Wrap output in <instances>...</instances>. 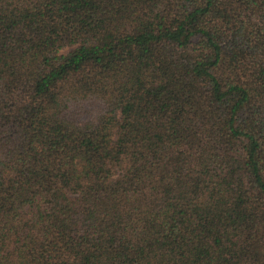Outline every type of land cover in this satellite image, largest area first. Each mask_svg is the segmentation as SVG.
Returning a JSON list of instances; mask_svg holds the SVG:
<instances>
[{
	"label": "trees",
	"instance_id": "1",
	"mask_svg": "<svg viewBox=\"0 0 264 264\" xmlns=\"http://www.w3.org/2000/svg\"><path fill=\"white\" fill-rule=\"evenodd\" d=\"M0 264H264V0H0Z\"/></svg>",
	"mask_w": 264,
	"mask_h": 264
},
{
	"label": "rangeland",
	"instance_id": "2",
	"mask_svg": "<svg viewBox=\"0 0 264 264\" xmlns=\"http://www.w3.org/2000/svg\"><path fill=\"white\" fill-rule=\"evenodd\" d=\"M66 48H63L62 50H65Z\"/></svg>",
	"mask_w": 264,
	"mask_h": 264
}]
</instances>
